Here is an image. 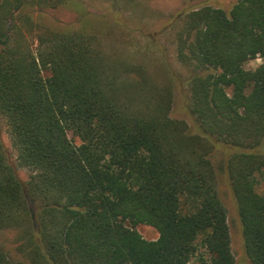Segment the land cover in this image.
Here are the masks:
<instances>
[{
	"label": "trees",
	"instance_id": "obj_1",
	"mask_svg": "<svg viewBox=\"0 0 264 264\" xmlns=\"http://www.w3.org/2000/svg\"><path fill=\"white\" fill-rule=\"evenodd\" d=\"M66 2L0 0V115L29 171L0 137V229L18 235L0 264H234L220 174L244 257L264 264V0L168 19L188 120L143 65L35 20Z\"/></svg>",
	"mask_w": 264,
	"mask_h": 264
},
{
	"label": "rangeland",
	"instance_id": "obj_2",
	"mask_svg": "<svg viewBox=\"0 0 264 264\" xmlns=\"http://www.w3.org/2000/svg\"><path fill=\"white\" fill-rule=\"evenodd\" d=\"M237 0H67L64 6L35 15L44 26L65 31H83L95 36L103 52L115 59L143 65L149 75L168 85L172 102L170 115L188 120L185 106L189 100L187 78L189 69L175 58V33L179 22L168 25V19L177 11L188 12L202 5L229 10ZM263 58L256 57L245 63L256 68ZM0 137L9 159L15 164L19 178L26 181L29 171L16 164V153L11 146L6 125L0 115ZM70 137V135H69ZM219 153L214 155L220 163ZM257 190L264 194V185ZM219 196L226 209L230 247L234 264H250L244 257L241 229L236 207L226 190L223 174L219 175ZM136 230L148 240L157 237V231L145 224ZM18 235L12 229H0V246L15 253ZM16 254H14L15 256Z\"/></svg>",
	"mask_w": 264,
	"mask_h": 264
}]
</instances>
